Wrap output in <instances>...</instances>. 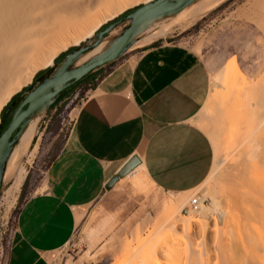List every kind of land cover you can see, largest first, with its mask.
I'll return each mask as SVG.
<instances>
[{"label":"crops","instance_id":"crops-1","mask_svg":"<svg viewBox=\"0 0 264 264\" xmlns=\"http://www.w3.org/2000/svg\"><path fill=\"white\" fill-rule=\"evenodd\" d=\"M128 51L95 69L103 71L68 110L63 144L17 213L4 264H53L79 215L133 155L141 159L134 169L172 193L197 189L211 172L213 145L197 123L210 73L197 49L164 39ZM236 67L226 64L225 83Z\"/></svg>","mask_w":264,"mask_h":264},{"label":"bare ground","instance_id":"bare-ground-1","mask_svg":"<svg viewBox=\"0 0 264 264\" xmlns=\"http://www.w3.org/2000/svg\"><path fill=\"white\" fill-rule=\"evenodd\" d=\"M96 1L0 0V112L12 95L32 80L38 69L51 65L59 51L67 47L66 42H52L55 28H60L59 24L56 27L50 25L54 15L81 11ZM137 1L119 3L112 0L107 17H113L127 4ZM219 1L200 0L189 11L183 12L184 7L174 12L147 16L133 36L149 32L145 39L152 40L165 35L175 21L185 25L198 16L202 9ZM254 1L257 4L253 3V17H257L258 23H264V2L259 4V1ZM172 13H180V16L166 23L165 19ZM101 24V21H97L87 35H91ZM155 27L157 29L152 31ZM71 40L77 42L79 38ZM115 40L104 38L98 46L79 56L77 62L82 64L104 53ZM231 72L227 74V81L229 78L234 79ZM226 87L224 94L219 93L223 103L216 100L204 118L205 130L216 141L214 164L206 178L209 182L207 195L201 196L199 205L192 203L193 196L190 193L195 190L180 194L173 204L170 203L169 207L175 206L171 210L168 207L164 215L165 222L172 232H175L178 224L183 225L184 234L179 237L182 241L172 233L173 240L169 237L171 241L168 238L165 245L152 246L148 254L150 257L146 259L147 262L144 260V264H163L158 258L161 253L169 258V262L165 260L166 264H264V69L257 80L242 88L243 91L239 90L241 87H234L235 90ZM46 106H41L26 120L18 142L11 150L8 174L12 185L5 192V202L9 201L25 179L27 170L24 167L17 170V160L30 144ZM221 207H225L229 214L221 212ZM192 217L197 218V230L191 223ZM206 217H212V223ZM195 232H200L209 240L203 243L194 241Z\"/></svg>","mask_w":264,"mask_h":264},{"label":"rangeland","instance_id":"rangeland-1","mask_svg":"<svg viewBox=\"0 0 264 264\" xmlns=\"http://www.w3.org/2000/svg\"><path fill=\"white\" fill-rule=\"evenodd\" d=\"M116 1L123 3L127 0ZM198 1L200 0H194L182 11L191 10L195 5L194 3ZM257 1H259V4H263L264 2V0ZM143 2V0H138L135 3L127 4L110 18L107 15L108 11H110L112 0H97L94 4L81 11L62 12L54 15L50 25L56 27V24H59L60 26L58 25V27L60 28H55L52 42L68 43L67 47L59 51L55 57L62 52H68L60 62L56 63L54 61L51 65L38 69L36 73L42 70L41 75L35 82H32L34 81L35 73L32 80L17 91L20 93L19 96L12 105L6 108L4 115L10 110L13 114L15 110L13 107L31 90L30 86L34 85L35 87L39 82L57 73L72 52L94 43L98 38L100 29L106 26L112 19ZM219 2L202 9L199 12L200 15L198 14V16L185 25H180L178 21H175L165 35L157 36L152 40L145 39L149 35V32L137 33L129 41V51L127 52L130 54L132 51L139 50L150 43L164 39L185 42L197 49V52L209 69L211 84L209 96L198 114L200 121L197 120V123L210 138L214 154L216 141L213 140L212 134L205 130V115L213 108V103L216 100L222 102L219 99V93L224 94L226 86V88L233 87L232 89L230 88L231 90L234 87L236 89L237 87H241L239 90L243 91L244 89L242 88L257 80L264 69V26H262L264 23L260 21L259 24V20L256 19L257 17H253L252 14L254 12L252 10L253 3L257 4L256 1L220 0ZM176 16H180V13H172L165 19V22L169 23L173 21L172 19L177 18ZM97 21H101L102 24L91 35H87V32L94 27ZM129 23L130 20L122 21L105 38L110 37L114 41ZM156 29L157 27L152 29V31ZM74 37L79 38V40L74 42L71 40ZM78 58L71 63L69 69L80 65L77 62ZM230 61H234L237 66V76L232 81L225 83L223 81L224 68ZM256 70H259L258 74H256ZM237 78V82H234ZM212 81L216 84H213ZM93 84L94 81L83 82L75 91L65 97L61 106L56 111L53 109L48 110L49 105L53 101L47 104L44 116L40 119L30 144L26 151H24L25 153L23 152L17 160V170L21 167L27 170L25 179L19 189L12 195L13 198L11 196L9 201L5 202V192L12 185V179L8 174V160L12 152L10 153L0 188V264L6 256L8 249L6 250L5 246L7 244L9 247L10 239L15 229L17 213L24 202L25 193L33 183V179L27 182V178L35 162H39L38 171H41L61 148L69 126V122L67 121L68 107L74 101L77 102L79 99L77 100L76 98L78 96L82 97L85 90L93 86ZM2 118L0 112V122ZM60 127H62V130L58 131ZM34 138H36L35 141ZM18 140L19 136L15 145ZM208 183L207 179H205L197 189H194L195 191L190 193L193 196L192 198H199L198 205L200 204L201 196L207 195ZM194 193L196 196L193 195ZM180 194L185 193H172L156 187L143 173L141 168L138 167L137 170H132L129 174L121 177L111 188L104 190L94 202L84 209L79 215L77 227L72 238L66 245L53 254V264H144V260L150 257L149 252L153 247L161 244L165 245L169 237L173 240L171 235L175 234L182 241V238L179 237H183V235L180 236L184 231L183 225L178 224V227L176 226L174 230L175 232H172L165 222L166 211L169 205L173 204L172 202H175L174 199L177 200ZM170 198H173L172 201ZM172 206L169 207V210L173 208ZM221 208H219L221 212L229 214L225 207ZM162 216L164 217L162 218ZM206 218L212 223V217L211 219ZM196 219V217H192L191 223L194 224L193 226L197 230L198 224L196 222L198 221ZM170 238L169 241H171ZM201 238L203 241L200 240ZM203 238L204 236L200 232H195L193 235L194 241L197 240L203 243L204 240L208 239L207 237L206 239ZM158 258L163 264H166L165 260L169 262V258L165 254H159Z\"/></svg>","mask_w":264,"mask_h":264},{"label":"water","instance_id":"water-1","mask_svg":"<svg viewBox=\"0 0 264 264\" xmlns=\"http://www.w3.org/2000/svg\"><path fill=\"white\" fill-rule=\"evenodd\" d=\"M193 1L194 0H149L135 6L125 13H121L100 29L98 38L94 43L83 46L72 52L57 73L39 82L34 88L28 91L14 110L10 122L0 134V186L2 184L7 159L17 141L21 129L31 115L41 106L53 101L63 90L85 75L122 56L128 49L129 41L133 37L136 28L144 18L153 14H163L181 10ZM124 20H130L129 25L117 37L113 45L107 51L69 69V66L75 59L98 46L105 36ZM54 61L55 59H53V62ZM140 162L141 159L137 155L130 157L108 180L106 188H111L121 177L129 174L138 166Z\"/></svg>","mask_w":264,"mask_h":264},{"label":"trees","instance_id":"trees-1","mask_svg":"<svg viewBox=\"0 0 264 264\" xmlns=\"http://www.w3.org/2000/svg\"><path fill=\"white\" fill-rule=\"evenodd\" d=\"M160 41H156L154 42L153 44H159ZM68 51H65V52H62L61 54H59L56 58H55V62L58 63L60 62L67 54ZM122 59V57L118 58L117 60L115 61H112V62H109L106 64V69L108 67H110V65L116 63V62H119L120 60ZM105 66V65H104ZM103 70L99 69V70H94L92 71L91 73L85 75L83 78H81L80 80H78L77 82H75L74 84H72L71 86L67 87L65 90H63L55 99L54 101L49 105V108L48 110L50 111V109H53L55 106H57L59 104V102L61 100H63L66 96L69 95V93L75 91L83 82H90V81H94V83L96 82V78L98 76V74H100ZM43 71L40 70L36 73L35 77H34V81L35 82L38 77L41 75ZM89 88V87H88ZM24 89H26V87H24ZM19 92L15 93L14 95H12V97L10 98V100L7 102V104L3 107V109L1 110V116L3 117L2 118V121L0 122V134L1 132L6 128V126L8 125V123L10 122L11 120V117H12V111L10 110L7 114L4 115V112L6 110V108L10 105L13 104V102L16 100V98L19 96ZM80 97L78 96L76 99L78 100ZM76 101H74L70 107H68V109H70L74 104H75ZM18 104H16L17 106ZM16 106H14L13 108L15 109ZM36 138H34V141H35ZM38 164L39 162L36 161L35 162V165L34 167L32 168L28 178H27V182L31 181L33 179V183L31 184L29 190H27V192L25 193V199L24 201L33 193L34 189H35V186L39 180V178L42 176L44 170L46 169L47 165L45 167H43L41 169V171H38ZM1 264H4V259L2 261Z\"/></svg>","mask_w":264,"mask_h":264},{"label":"built area","instance_id":"built-area-1","mask_svg":"<svg viewBox=\"0 0 264 264\" xmlns=\"http://www.w3.org/2000/svg\"><path fill=\"white\" fill-rule=\"evenodd\" d=\"M192 203H193V204H198V203H199V198L194 197V198L192 199Z\"/></svg>","mask_w":264,"mask_h":264},{"label":"flooded vegetation","instance_id":"flooded-vegetation-1","mask_svg":"<svg viewBox=\"0 0 264 264\" xmlns=\"http://www.w3.org/2000/svg\"><path fill=\"white\" fill-rule=\"evenodd\" d=\"M33 84H34V83H33ZM33 87H34V85H31V86H30V89H32ZM23 98H24V97H23ZM23 98H22V99H23ZM22 99H21V100H22ZM21 100L18 102V104L21 102ZM17 106H18V105H17ZM17 106H16V107H17ZM15 109H16V108H15ZM0 188H1V186H0ZM5 242H6V241H5ZM5 249H6V250L8 249V245H7V244H6V246H5Z\"/></svg>","mask_w":264,"mask_h":264}]
</instances>
